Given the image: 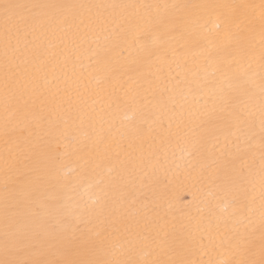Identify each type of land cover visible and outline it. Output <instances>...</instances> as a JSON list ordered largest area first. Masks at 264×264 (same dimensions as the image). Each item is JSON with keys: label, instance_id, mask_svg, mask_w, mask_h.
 Listing matches in <instances>:
<instances>
[{"label": "snow or ice", "instance_id": "obj_1", "mask_svg": "<svg viewBox=\"0 0 264 264\" xmlns=\"http://www.w3.org/2000/svg\"><path fill=\"white\" fill-rule=\"evenodd\" d=\"M0 264H264V0H0Z\"/></svg>", "mask_w": 264, "mask_h": 264}]
</instances>
